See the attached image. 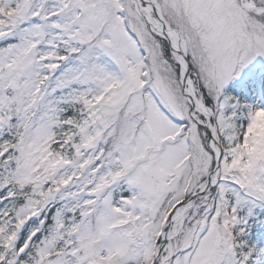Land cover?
Returning <instances> with one entry per match:
<instances>
[{"label": "snow or ice", "instance_id": "snow-or-ice-1", "mask_svg": "<svg viewBox=\"0 0 264 264\" xmlns=\"http://www.w3.org/2000/svg\"><path fill=\"white\" fill-rule=\"evenodd\" d=\"M0 264H264V0H0Z\"/></svg>", "mask_w": 264, "mask_h": 264}]
</instances>
